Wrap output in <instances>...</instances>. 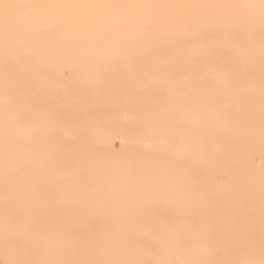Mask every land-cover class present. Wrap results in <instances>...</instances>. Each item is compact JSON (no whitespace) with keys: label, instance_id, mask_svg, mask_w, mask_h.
<instances>
[{"label":"bare ground","instance_id":"6f19581e","mask_svg":"<svg viewBox=\"0 0 264 264\" xmlns=\"http://www.w3.org/2000/svg\"><path fill=\"white\" fill-rule=\"evenodd\" d=\"M260 2L262 1L0 0V219L6 205L21 202L24 214L21 222L24 229L13 234L24 240V253L26 249L42 253L48 251L51 261L47 264H62L64 260V264H220L216 263V255L222 253L223 244L192 246L193 239L202 238L198 232L207 231L208 225L215 220L217 207L211 202L214 196L210 197L208 191L200 189L201 181L209 180L207 175L181 172L176 175L169 171L165 174L168 175L163 181L167 199L161 204L164 211L167 207H173L175 194L181 193L184 200L182 214L191 215L194 187L196 191V221L202 229H188L190 223L187 222L188 219H184L182 237L187 241L182 245L173 237L154 233L147 235L150 229L140 226H123L124 232H139L123 241L114 238L103 241L100 240L103 237L91 236L56 237L49 233L51 221L48 217L59 216L60 213L76 217L79 216L77 214L83 215L84 210L75 206L64 208L60 204L63 199L78 201V198L73 190L64 188L59 183V176H54L59 171L51 166V160L69 162L65 174L67 179L72 181V178L80 173L89 156H86L85 149L74 145L81 141L76 137L83 135L73 131L69 119H73L80 111H97L99 104L118 102L126 106L129 102L140 103L137 93L141 88H145L140 84L143 80L151 84H162L164 91L172 95L176 89L189 95L195 86L197 94L203 95H264V59L247 61L231 58L233 55L240 58L257 54L264 57V45L259 43L260 37H257L264 36V7ZM236 16L243 19L230 21L231 17L234 19ZM251 23L256 27L245 29L240 25ZM99 32L104 34V41L110 47L109 51L103 54L97 50L94 53L95 49L92 47L96 39L95 34ZM252 34H256L253 40L255 44L247 46L248 48L239 45L252 41ZM170 45L173 48L167 49ZM80 48L87 50L90 57L80 52ZM209 55L220 58L208 61L206 59ZM64 64H72L69 69L74 78L81 81V86L62 79L61 69ZM248 74L258 75L249 77ZM175 75L182 77L183 82L162 83V78L174 79ZM8 78L26 79V82L21 84L25 86L20 87L23 90L27 87L26 91H30V85L33 84V87H44L40 99L51 91L58 92L59 99H55L54 103L61 105L51 112L55 123L46 126L24 122L25 119L16 121L19 118L15 119V115L22 117V107L27 96L20 94L10 97L16 90L13 85L20 83L11 84L7 81ZM44 79L47 82H44ZM113 81L115 85L116 81L132 83L135 90L133 98L122 94L123 83L118 92L111 91ZM90 93L91 96L96 95L91 97L92 99L88 97L86 101L80 99L82 103L78 101V98L90 96ZM198 99L195 98L194 102ZM252 100L258 105L256 107L264 108V98ZM223 101L229 102V106H233L235 110L247 103L243 97L224 98ZM46 102L45 100V104ZM193 104L192 98L184 97L181 108ZM138 119L142 126L150 121V139L147 142L153 149V154L162 152L164 159L169 161L178 158L180 153L184 157L188 156V161H194L186 150L179 152L168 146L170 142L176 141V137L183 141L181 132L176 134L169 131L164 137H159L156 129L161 121L159 116L153 119L141 116ZM181 120L191 123L193 116L188 114L184 118L181 117ZM231 125L232 137L235 139L234 148L240 140L249 144L255 141L256 125L248 116L231 120ZM240 129H245L243 135L236 133ZM100 137L109 147V140ZM63 151L65 154L61 156ZM38 158L46 159L47 162L39 163L36 161ZM20 159L24 161L20 162ZM70 159L77 161L78 167L72 168ZM105 164L114 166L115 163ZM25 171L29 174L27 185L23 180ZM113 176L112 178L108 174L105 179L108 178V187L116 193L119 192V176ZM231 177H249L256 182L258 173L248 167L242 172H232ZM48 189L51 194H48ZM262 190L264 193V189ZM146 192L147 190H142L141 195ZM124 196L130 201L135 198L130 195V191L124 192ZM222 197L219 196L218 199ZM260 198L264 201V195ZM98 207L91 208L90 211L112 216L128 215L136 211L131 203L116 206L103 204ZM236 207L238 205L234 206L235 212ZM154 209L152 206L141 208L143 213L151 211L153 216L156 214ZM231 213L232 211L228 210L226 215ZM33 227L39 228L38 233H34ZM62 228L64 231L76 229L72 224H62ZM113 229L117 230V227H109L104 231L107 233ZM104 231L102 229L103 233ZM142 231L146 235L142 234ZM231 238L235 241L229 245L232 259L228 264H264V253L254 249L260 243L264 244L261 236L249 231L243 237ZM138 247L143 250L136 251ZM1 251L8 252L3 248ZM168 256H175L176 261Z\"/></svg>","mask_w":264,"mask_h":264},{"label":"rangeland","instance_id":"374dc122","mask_svg":"<svg viewBox=\"0 0 264 264\" xmlns=\"http://www.w3.org/2000/svg\"><path fill=\"white\" fill-rule=\"evenodd\" d=\"M259 1H262L260 5L262 4L264 7V0ZM236 19L240 21L243 18L236 16L233 19L231 17L230 21ZM240 25L245 29L256 27L252 23L250 25ZM95 35L96 39L92 44V47L95 49L94 53L96 50L102 52V54L109 51L110 47L104 41V34L99 32ZM255 37L256 34H252L250 36V40L252 41H246L239 45L248 48L247 46L255 44V41H253ZM257 37H260L259 43L264 45V36ZM172 48L170 45L167 49ZM79 51L90 57V54L84 48H80ZM257 55L240 58L233 55L231 58H242L247 61L264 59V57ZM218 58L220 57L210 56L206 60L212 61ZM69 65L64 64L62 66V79L73 83V85L76 82V84H80L81 86V81H77L74 78ZM257 75L248 74L247 76L255 77ZM183 80L179 75H175L174 79L173 77L168 79L162 78V83L174 82L178 84L179 82H183ZM7 81L11 84L20 83L13 85L16 86V90L13 91L14 95L10 97H17L20 94L27 96L26 102L22 107L24 111L22 112V117L18 116L19 114L15 115V119L19 118L16 121L25 119L24 122H34L38 125L46 126H51L55 123V117L52 116L51 112L55 108H59L58 105H61L54 103L55 99H59L57 97L58 92L51 91L40 99L39 96L40 94L42 95L44 87H33V84L30 85L31 90L26 91L27 87L24 90L20 88L25 86H21V84L25 83L26 79L8 78ZM30 81L35 82V80ZM44 82H47V80L44 79ZM122 83L124 85L123 89H121L122 94L133 98L135 90L132 88V83L130 84L127 81H116V85L114 81L111 82L113 85L110 90L118 92ZM140 84L145 86V88H141L137 93L140 103L136 102L132 104L129 102L126 106L118 102L109 105L99 104L97 111H80L73 119H69L73 131L76 130L83 135L76 137L78 141H81L79 143L76 142L74 145L85 149V154L87 153L86 156H89V159L83 163L80 173L72 178V181L67 179V175L65 174L69 162L66 160H51V166L59 171L54 174V176H59V183L64 188L73 190L78 198V201L63 199L60 204L64 208L75 206L83 209L84 214H77L79 216L73 217L67 213H60L59 216L48 217L49 221H51L50 227H48L50 235H55L56 237L63 235L73 237L91 236L97 238L103 237L100 239L103 241H106L107 238L123 241L139 234V232L133 230L124 232L122 231L123 226H140L150 229L147 235L154 233L160 236L173 237L178 240V244H184L187 241L185 237H182L181 228H183L184 219H188L187 222L190 223L188 229H202L201 225L196 221V191L194 187L192 190L194 198L190 205V208L192 207L191 215L185 216L182 214L184 200L181 198V193L175 194L176 200L173 207H167L164 211L161 204L163 200L167 199V195L164 193L165 185L163 181L164 177L168 176L165 174L169 171L174 172L176 175L180 172L186 174L197 173L203 176L207 175L209 179L206 181L207 184L204 179L201 181L200 189L204 188L205 191H208L210 197L214 196L211 202L217 207L215 220L208 225L207 231L198 232V235L202 238L193 239L192 246L206 244L216 246L221 243L224 246L222 253L216 255V263L228 264L232 259L229 254V245L235 241L231 236L243 237L249 231H254L256 235L263 238L264 242V201H262L263 198H260V196L264 195L262 190L264 189V108L256 107L258 105L252 100L260 97L264 98V95L253 93H206L203 95L197 94L196 86L189 95L181 93L178 89L172 95L164 91L162 84H151L146 80L141 81ZM76 90L73 89V91ZM95 95L91 96L90 93V96L78 98V101L81 102L80 99L86 101L88 97L91 98ZM184 97L192 98L194 104L181 108ZM234 97H243V99L247 100V103L242 108L238 107L235 110L233 106H229V102L223 101L224 98ZM195 98H199L196 103L194 102ZM45 100L47 101L46 104ZM188 114L193 116V121L191 123H184L181 117L184 118ZM141 116H147L151 119L157 116L161 118V121L158 122V128H156L159 137H164L163 135L169 131H174L176 134H180L181 132L184 137L183 141H181V138L176 137V141L170 142L168 146L179 152L186 150L187 154H190L189 157L193 158L194 161H188V156L184 157L180 153L177 156L178 158L169 161L164 159L162 152L153 154V149L149 147L147 142L150 139V121L143 126L140 125L138 118ZM243 116H248L250 120L255 122V141L249 144L240 140L236 148H234L235 139L232 137L231 120L240 119ZM244 132L245 129H240L236 133L243 135ZM100 136L109 140V147L103 143ZM64 154L65 151L61 153V156H64ZM19 161L23 162L24 160L20 159ZM36 161L39 163L47 162L43 158H38ZM70 162L72 168L78 167L77 161L74 159H70ZM109 162L115 163L114 166L105 164ZM248 167L258 173L256 182L249 177L241 179L231 177L232 172H242ZM75 170L77 171L78 169ZM108 174L112 178L114 177L113 175L119 176V183L117 184L119 192L115 193L114 190L111 191L110 187H108L110 186L109 180L108 178L105 179V176H108ZM28 178L29 174L25 171L23 180L26 185ZM58 179H51V181ZM42 182L43 184L45 183V181ZM25 189L27 188L25 187ZM142 190H147L145 195H141ZM126 191H130V195L136 199L134 198L133 201H130L124 196V192ZM48 194H51L49 189ZM26 196L24 198L25 207L27 203ZM219 196H223L222 199H218ZM124 203H131L134 205L136 211L132 214L118 216L90 211L91 208H99L98 205L108 204L116 206ZM235 205H238L236 212L233 211ZM143 206H152L153 209L155 208L154 213L156 214L153 216L151 211L143 213L141 210ZM22 208L21 202H14L12 205H6L3 208L1 214L3 221L0 222V264L50 263L51 258L48 251L42 253V251H28L26 249L25 253L23 252L24 240L22 237L15 236V234L20 233L24 229L21 222L24 215ZM228 210L232 211L231 215H226ZM163 211L165 214H163ZM221 213L222 215H220ZM62 224H72V227L76 229L64 231ZM109 227H117V230L113 229L106 233L104 230L109 229ZM102 229L105 234L102 232ZM32 230H34V233H38L39 228L33 227ZM141 233L146 235L143 231ZM237 241L241 244L239 240ZM34 244L36 243L34 242ZM2 248L7 249L8 252L1 251ZM254 249L264 253V244L260 243ZM141 250L143 249L140 247L136 249V251ZM248 253L250 261V252ZM168 258L176 261L175 256H168ZM149 259H147L146 263L149 262ZM65 262L66 260H64ZM64 263L62 261V264Z\"/></svg>","mask_w":264,"mask_h":264}]
</instances>
